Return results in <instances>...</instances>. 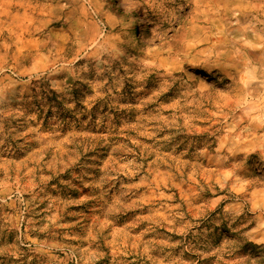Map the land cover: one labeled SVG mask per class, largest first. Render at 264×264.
<instances>
[{
	"label": "rangeland",
	"instance_id": "rangeland-1",
	"mask_svg": "<svg viewBox=\"0 0 264 264\" xmlns=\"http://www.w3.org/2000/svg\"><path fill=\"white\" fill-rule=\"evenodd\" d=\"M129 1L0 0V264H264V0Z\"/></svg>",
	"mask_w": 264,
	"mask_h": 264
},
{
	"label": "bare ground",
	"instance_id": "bare-ground-1",
	"mask_svg": "<svg viewBox=\"0 0 264 264\" xmlns=\"http://www.w3.org/2000/svg\"><path fill=\"white\" fill-rule=\"evenodd\" d=\"M114 1H117L120 4L121 8L127 7L130 4L129 0H114ZM136 13L138 16L137 23L140 26V24L142 23V21H141L142 16H141L139 11H137Z\"/></svg>",
	"mask_w": 264,
	"mask_h": 264
}]
</instances>
